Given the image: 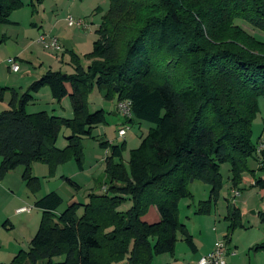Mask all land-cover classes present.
Wrapping results in <instances>:
<instances>
[{
  "label": "trees",
  "instance_id": "trees-1",
  "mask_svg": "<svg viewBox=\"0 0 264 264\" xmlns=\"http://www.w3.org/2000/svg\"><path fill=\"white\" fill-rule=\"evenodd\" d=\"M20 7L19 0H0V27L11 25L9 16ZM236 20L264 32V0H108L85 68L72 54V74L46 70L22 93L0 87V102L9 95L0 112V180L22 167L21 180L32 195L40 189L32 163L46 164L50 177L69 159L82 169L81 140L105 123L103 110H88L92 89L116 104L130 102L125 124L134 118L153 125L129 151L127 171L120 161L123 145L99 144L109 151L105 197L91 194L85 205L72 203L61 213L55 192L35 201L41 211L37 231L9 264H151L153 256L173 254L178 235L196 251L176 216L179 201L190 196L189 181L208 185L207 203H215L221 165L230 167L231 189L241 174L253 173L248 158L256 157L257 170L264 171V127L251 141L258 99H264V43ZM6 39L0 32V44ZM43 88L57 103L68 98L70 119L26 112ZM62 127L70 135L59 150L54 145ZM254 186L264 189L261 179ZM121 196L131 201L124 213L115 212ZM150 205L158 219L147 224L139 219ZM226 218L230 228L239 224L235 209ZM259 220L264 225V212ZM250 250L264 252V241Z\"/></svg>",
  "mask_w": 264,
  "mask_h": 264
},
{
  "label": "rangeland",
  "instance_id": "rangeland-1",
  "mask_svg": "<svg viewBox=\"0 0 264 264\" xmlns=\"http://www.w3.org/2000/svg\"><path fill=\"white\" fill-rule=\"evenodd\" d=\"M19 2L21 7L11 12L9 16V21L13 25L0 27L1 34L6 38H11L8 39L11 42H7V40L5 43L0 44V87L11 89L13 86H18L14 85L13 81L15 78L22 76L26 70L34 71L33 69H35L40 74L43 70L72 74L74 73L70 64L72 54L79 58L78 60L83 68L89 64V60L84 58V55L91 52L92 44L96 40L95 32L99 27L101 18L108 9V0H19ZM68 18H71L75 23L79 22V26L69 27L66 22ZM235 24L251 37L264 43V32L254 29L241 20H236ZM51 28L56 30L54 32L61 39L59 40L57 37H53L54 35L52 36L56 41L63 44V49L58 45L60 48L59 52L62 54L58 51L44 50L37 43L39 34L42 32L50 34ZM14 43L22 49L30 45L32 50H25V53L18 58H8L9 54L16 50ZM50 56L52 57L50 58ZM56 56L64 59L59 66L55 65ZM8 59L15 60L19 65L17 73H12L8 70ZM15 88V90H18V87ZM43 91H45V95L39 96L35 100V96H33V101L27 106L26 112L28 114L46 112L49 116L70 119L72 114L71 112L68 113L64 104L52 100L48 88H44ZM7 94L6 92L4 97ZM68 101V98H66L63 103H69ZM6 103L7 101L4 99L0 102V112L7 109ZM114 103V101L103 99L102 94L96 89H92L87 97L89 112L103 110L105 123L92 130L91 138L81 140V170L77 169L73 159H69L59 166L54 175L50 177L46 164L41 162L32 163L30 168L31 175L40 181V189L35 195L27 191L21 176L20 178L19 174L16 176V173H19L18 171H21L22 175V167L13 172L15 176L8 178L10 179V185L7 182L2 184L5 188L8 186V188L13 190L14 197L20 198L23 193H27L28 197L24 204L19 205L22 206L19 209L26 208L29 210L21 213L28 214L8 219L9 223L15 224V229L0 233V238H4L3 240L8 243V246L12 244L20 248L21 251L28 249L29 240L33 236L35 229L31 230L29 227H24L23 223H37L41 211L33 207V202L39 199L40 196H44L49 192L58 194L62 199V204L57 209V213H61L70 203L85 205L91 194L105 197L109 180L105 173L104 159L109 156V151L99 147L101 142H107L118 147L123 145L120 161L124 169L128 170L129 151L139 146L141 138L147 134L153 125L136 121L134 118L131 124H125L121 116L118 114L116 116L112 115ZM123 127L128 129L125 136L119 138L117 132ZM263 127L264 99L259 98L258 113L251 124V141L253 144L261 136ZM69 135V130L62 127L58 132L55 148L63 150L67 144L65 139ZM260 141L257 145V150L260 148ZM253 156L255 157V155ZM255 158L247 159V169L253 173L245 172L241 174L236 189H231L229 165L225 164L219 167L222 185L215 203H207L210 190L208 185L198 180L189 181L187 190L190 196L179 201L176 212L178 223L185 226L194 244H196L197 240L204 241L207 239L211 241L212 238L217 237L213 246L216 242L223 240L226 250L231 249L235 253L234 258L243 264H250V262L253 264L252 257L254 253L250 250L252 247L250 244L264 238V225L260 224L259 220V214L264 212V189L254 186L255 181L258 179H261L264 183V171L257 170ZM43 170L44 172H42ZM61 175L65 177L60 178ZM63 178L71 180L76 186L66 183ZM235 192L238 193L237 197H234ZM9 195L11 194H6L0 190V223H6V218L3 216L13 214L17 206V201ZM108 196L111 197L112 195L108 194ZM121 199V203L115 209V212L124 213L131 207V201L128 197L121 196ZM234 209L238 214L239 224L234 228H230L231 221L226 217L230 216ZM82 212L83 208L80 207L77 215L80 216ZM153 213L157 215L155 208L150 205L146 212L140 216L139 220L147 224L154 223L158 218H153ZM221 231H224V233L220 234ZM186 251L190 250L178 235L173 254L153 256L151 264H184L183 261L185 259H183V256ZM0 255L3 257L2 252H0ZM228 258L230 257L225 259V264ZM119 264L127 263L123 261Z\"/></svg>",
  "mask_w": 264,
  "mask_h": 264
},
{
  "label": "crops",
  "instance_id": "crops-1",
  "mask_svg": "<svg viewBox=\"0 0 264 264\" xmlns=\"http://www.w3.org/2000/svg\"><path fill=\"white\" fill-rule=\"evenodd\" d=\"M11 25H13V24H11ZM53 29V30H52ZM54 31H56L54 28H51L50 29V34H45V35H47V36H49V37H52L53 35V37H57L59 40H61L59 37H58V34L57 33H55ZM43 33V32H42ZM44 34V33H43ZM8 39H11V38H7L6 39V41L8 40ZM5 41V42H6ZM4 42V43H5ZM7 42H11V41H7ZM38 43V42H37ZM57 43H58V45L59 46H61L62 47V49H63V44L62 43H59L58 41H57ZM15 44V43H14ZM15 46V48H16V50H15V52H13L12 54H9L10 56H8V58L9 57H11V58H18L19 56H22L24 53H25V50H32V48H31V46L30 45H27V46H25V48L24 49H22V48H20L18 45H14ZM60 51V50H59ZM58 51V52H59ZM54 52V51H53ZM30 53H32V52H30ZM60 53V52H59ZM60 54H62V53H60ZM64 56V55H63ZM52 56H50V58H51ZM54 60V59H53ZM63 61H64V59L61 57V58H58L57 56L55 57V65H57V66H59L61 63H63ZM34 71H30V70H26L23 74H22V76H19V77H17V78H15V80L13 81L15 84L14 85H18V86H13V88L12 89H16L15 87H18V90H16V91H18V93H22L24 90H25V88L29 85V84H31L33 81H35L36 79H38L40 76H41V74H43V72H44V70H43V72L40 74V72L39 71H35V69H33ZM18 71H19V69H18ZM17 71V72H18ZM16 72V73H17ZM66 88L69 90V86L67 85L66 86ZM44 90V88L42 89V90H40L37 94H35L34 96V100L35 99H37V98H39V96H42V95H45V91H43ZM66 98H64L63 100H61L60 101V104H64V107H65V109L68 111V113L69 112H71V109H70V103H63L64 102V100H65ZM4 100H6L7 101V103H8V100H9V95L7 94L5 97H4ZM69 102V101H68ZM6 103V104H7ZM31 114V113H30ZM113 116H116L117 115V113H116V103H114V105H113V114H112ZM59 168V167H58ZM57 168V169H58ZM18 169V168H17ZM17 169H15L14 171H12V172H9L6 176H5V178L2 180V181H0V190L1 191H3L4 193H6V194H8V193H10L11 195H9L11 198H13V199H15L16 201H17V206H16V209H14V211H13V214H8V215H4L3 217H5V218H2V219H5L6 220V223H0V233H5V232H7V231H11L12 229L14 230L15 229V224L14 223H9V221H8V219H10L11 217L12 218H16L18 215H24V214H28V213H21V214H16L17 212V209H19L20 207H22V206H19V205H21L22 203L24 204L27 200H28V197H27V193H23V195L22 196H20V198H18V197H14L13 196V190L11 189V188H8V186H7V188H5L2 184L4 183V182H7V183H9V185H10V179H8V178H10V176H15V175H13V172H15ZM42 170V169H41ZM57 171V170H56ZM19 173H16L17 175L16 176H18V174H19V178H20V176H21V171H18ZM42 172H44V170L42 171ZM15 174V173H14ZM62 177H65L64 175H61L60 176V178H62ZM67 178V177H66ZM5 188V189H4ZM15 191V190H14ZM28 191V190H27ZM40 197H42V196H40ZM39 197V198H40ZM38 199H36L35 201H37ZM34 203L35 202H33V205H34ZM70 204H72V203H70ZM69 204V205H70ZM40 211V210H39ZM153 218H155V219H157V215H155L154 213H153ZM39 220H40V218L37 220V223H23V225H24V227H29L31 230L32 229H35V232L37 231V228H38V224H39ZM30 230V231H31ZM35 232H34V234H35ZM222 233H224V231H221L220 232V234H222ZM34 234H33V236H34ZM1 235V234H0ZM217 235H219V234H217ZM32 236V237H33ZM31 237V238H32ZM217 237H214V239L212 238L211 239V241H209V240H204V241H199V240H197V242H196V244H194V246H195V249H196V251L193 253V252H190V251H186V252H184V256H183V259H185L183 262H184V264H196L197 263V261H198V259L200 258V257H202V256H204V255H206L207 253H209L211 250H212V247H213V243H214V241H215V239H216ZM4 238H0V252H2L3 253V257L0 255V264H9L10 262H11V260H12V258L19 252V251H21L20 250V248H17V247H15L14 245H12V244H10V246H8V243L7 242H5L4 240H3ZM31 240V239H30ZM29 240V241H30ZM262 241H264V238H261L260 240H257V242H253V244H250V246H253V245H255V244H257V243H259V242H262ZM234 256H235V253L231 250V249H228L227 250V252H226V258L227 257H230V258H228V261L226 262V264H243L241 261H237L238 259H235L234 258ZM252 259H253V264H264V252L263 253H254V255H253V257H252ZM165 260V259H164ZM250 261V260H249ZM174 264H176V263H174ZM250 264H251V262H250Z\"/></svg>",
  "mask_w": 264,
  "mask_h": 264
},
{
  "label": "built area",
  "instance_id": "built-area-1",
  "mask_svg": "<svg viewBox=\"0 0 264 264\" xmlns=\"http://www.w3.org/2000/svg\"><path fill=\"white\" fill-rule=\"evenodd\" d=\"M66 22L69 27L74 26V25L79 26V22L75 23L72 21L71 18H68ZM37 42L42 46L44 50L54 51V52H57L60 50L56 39L53 37H49L43 33L39 34ZM7 65H8V70L12 73H16L19 69V65L13 59H8ZM116 113L124 119V122L127 120H130L132 117L130 102L128 101L118 102L116 104ZM127 129L128 128L126 127L120 128L117 132V136L119 138H123L125 136ZM237 196H238V193L235 192L234 197H237ZM28 211H29L28 209L22 208V209H19L17 212L21 213V212H28ZM226 252H227L226 245L223 242V240L218 241L215 243V245L213 246L212 250L209 253H207L206 255L198 259L196 264H225Z\"/></svg>",
  "mask_w": 264,
  "mask_h": 264
},
{
  "label": "water",
  "instance_id": "water-1",
  "mask_svg": "<svg viewBox=\"0 0 264 264\" xmlns=\"http://www.w3.org/2000/svg\"><path fill=\"white\" fill-rule=\"evenodd\" d=\"M190 182H192V180H190Z\"/></svg>",
  "mask_w": 264,
  "mask_h": 264
}]
</instances>
